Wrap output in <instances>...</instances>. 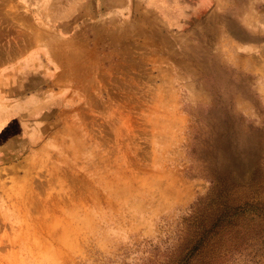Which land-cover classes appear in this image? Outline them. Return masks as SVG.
<instances>
[{
  "label": "rangeland",
  "instance_id": "374dc122",
  "mask_svg": "<svg viewBox=\"0 0 264 264\" xmlns=\"http://www.w3.org/2000/svg\"><path fill=\"white\" fill-rule=\"evenodd\" d=\"M38 1L0 0V264H164L214 177L264 207V0Z\"/></svg>",
  "mask_w": 264,
  "mask_h": 264
},
{
  "label": "trees",
  "instance_id": "16d2710c",
  "mask_svg": "<svg viewBox=\"0 0 264 264\" xmlns=\"http://www.w3.org/2000/svg\"><path fill=\"white\" fill-rule=\"evenodd\" d=\"M213 183L206 208L193 209L179 247L164 264H222L236 253L242 255L245 234L264 233V207L256 206L260 199L253 195L250 184L237 188L219 177Z\"/></svg>",
  "mask_w": 264,
  "mask_h": 264
},
{
  "label": "crops",
  "instance_id": "0c3cea01",
  "mask_svg": "<svg viewBox=\"0 0 264 264\" xmlns=\"http://www.w3.org/2000/svg\"><path fill=\"white\" fill-rule=\"evenodd\" d=\"M27 1H29L30 3L33 2V0H27ZM38 2L39 3H41V2L42 3H48L51 5L52 8H53V5L56 6V4H63V6H67L69 4H72V0H39ZM54 10L55 9L53 8V11ZM68 11H69V9H68ZM64 12H65V10H64Z\"/></svg>",
  "mask_w": 264,
  "mask_h": 264
}]
</instances>
